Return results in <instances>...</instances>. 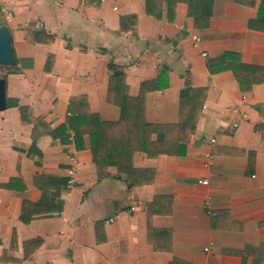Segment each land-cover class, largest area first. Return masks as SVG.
I'll return each mask as SVG.
<instances>
[{"label":"crops","instance_id":"crops-1","mask_svg":"<svg viewBox=\"0 0 264 264\" xmlns=\"http://www.w3.org/2000/svg\"><path fill=\"white\" fill-rule=\"evenodd\" d=\"M2 26L0 264H264V0H0ZM133 114L189 134L130 188L75 128Z\"/></svg>","mask_w":264,"mask_h":264},{"label":"trees","instance_id":"trees-1","mask_svg":"<svg viewBox=\"0 0 264 264\" xmlns=\"http://www.w3.org/2000/svg\"><path fill=\"white\" fill-rule=\"evenodd\" d=\"M47 37L42 33L39 37ZM232 65L224 62L223 67L209 65L211 73L229 71ZM112 71V83L124 79V74L113 64H110ZM118 81V82H119ZM189 91V90H188ZM188 91L182 93V103L188 95ZM133 101V100H130ZM127 115L117 123H105L97 120L94 116L88 118L79 117L77 120L79 127L75 128L76 142H79L85 135L91 139V149L93 159L97 166L100 177L108 175V169L115 167L118 175L125 177L130 188L138 186L135 176L136 169L133 167L132 157L135 151L146 153L151 157H158L167 153V149L172 146V142H180V138L189 134L185 123L174 126H157L140 122L134 114L126 119ZM156 136L155 141L152 138Z\"/></svg>","mask_w":264,"mask_h":264},{"label":"water","instance_id":"water-1","mask_svg":"<svg viewBox=\"0 0 264 264\" xmlns=\"http://www.w3.org/2000/svg\"><path fill=\"white\" fill-rule=\"evenodd\" d=\"M12 39L13 36L10 29L7 26L0 27V66L12 67L17 64ZM6 108V81L0 78V111Z\"/></svg>","mask_w":264,"mask_h":264},{"label":"built area","instance_id":"built-area-1","mask_svg":"<svg viewBox=\"0 0 264 264\" xmlns=\"http://www.w3.org/2000/svg\"><path fill=\"white\" fill-rule=\"evenodd\" d=\"M11 18H12V17H11L10 14H7V15H6V21H10ZM201 43H202V40H201V38H200L199 36H194V37H193V47H194L195 49H199ZM203 56H204V57H207V54H206V53H203ZM232 111H233L234 114L239 115V117H240L242 120H245V121H246V120H249V115H248L247 112H243V111H241V110H240L239 108H237V107L232 108ZM239 127H240V122H237V123H235V124L233 125V128H235V129H238ZM211 142H212V143H215L216 140L212 139ZM72 174H74V173H72ZM75 184H76V179L73 177V178L70 180V182H69V188H73V186H74ZM199 184H201V185H203V186H209L210 182H209V180H201V181H199ZM209 250H210V246L207 247V248L205 249L206 252H208Z\"/></svg>","mask_w":264,"mask_h":264},{"label":"rangeland","instance_id":"rangeland-1","mask_svg":"<svg viewBox=\"0 0 264 264\" xmlns=\"http://www.w3.org/2000/svg\"><path fill=\"white\" fill-rule=\"evenodd\" d=\"M3 73H4V71L1 69V70H0V75L3 74Z\"/></svg>","mask_w":264,"mask_h":264}]
</instances>
